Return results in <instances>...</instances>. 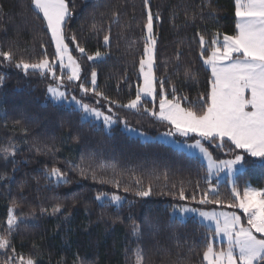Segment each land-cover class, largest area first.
<instances>
[{
	"label": "trees",
	"instance_id": "16d2710c",
	"mask_svg": "<svg viewBox=\"0 0 264 264\" xmlns=\"http://www.w3.org/2000/svg\"><path fill=\"white\" fill-rule=\"evenodd\" d=\"M64 1L62 29L83 52V78L96 73L94 91L116 105L118 120L151 133L165 128L143 111L149 101L138 111L122 107L140 85L148 20L156 99L206 112L212 79L203 59L216 36L236 34V0ZM95 54L103 58L89 62ZM54 57L32 0H0V264H204L213 232L169 210L233 205L227 184L209 194L215 182L197 158L117 127L108 134L72 107L44 103L48 81L22 67ZM53 170L65 181L54 183ZM246 184L264 188V160L245 157L235 187L242 193ZM103 193L125 200L100 204Z\"/></svg>",
	"mask_w": 264,
	"mask_h": 264
},
{
	"label": "rangeland",
	"instance_id": "374dc122",
	"mask_svg": "<svg viewBox=\"0 0 264 264\" xmlns=\"http://www.w3.org/2000/svg\"><path fill=\"white\" fill-rule=\"evenodd\" d=\"M33 8L43 19L55 57L38 64L23 66L35 71L48 82L44 103L72 107L106 133L119 128L141 142H159L197 158L205 167L207 179L214 181L209 194L226 183L235 200L233 205L204 207L199 204L175 205L169 210L172 219L196 220L213 233L204 253V264H264V188L246 184L242 193L235 187L236 177L244 169L245 157L264 160V0H236V34L215 37L213 49L203 59L210 70L212 86L210 104L201 116L185 111L175 101L156 99L153 24L145 26L146 45L139 64L140 85L137 95L122 106L138 111L142 107L165 128L155 133L118 120L116 105L102 101L94 89L96 73L83 78L80 66L82 50L68 43L63 25L68 11L64 0H32ZM203 42V41H201ZM103 58L88 56L89 62ZM145 108V109H144ZM48 177L54 183L65 178L56 170ZM125 198L117 193L96 196L98 203L113 206ZM8 222L13 223L10 213ZM19 264H32L19 261Z\"/></svg>",
	"mask_w": 264,
	"mask_h": 264
}]
</instances>
